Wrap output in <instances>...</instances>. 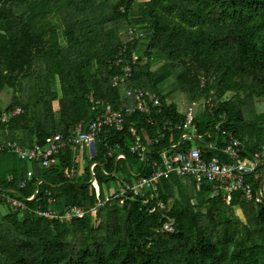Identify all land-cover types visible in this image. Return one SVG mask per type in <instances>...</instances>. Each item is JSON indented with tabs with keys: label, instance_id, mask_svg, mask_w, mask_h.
<instances>
[{
	"label": "trees",
	"instance_id": "16d2710c",
	"mask_svg": "<svg viewBox=\"0 0 264 264\" xmlns=\"http://www.w3.org/2000/svg\"><path fill=\"white\" fill-rule=\"evenodd\" d=\"M130 29L145 35L132 40ZM128 63L134 76L114 86ZM170 83L186 95V111L196 113V132L184 139L186 130L167 126L187 113L163 93ZM132 87L157 92L163 103L162 112L127 120L148 147L145 162L131 151L128 125L102 135L86 166L78 164L75 148L49 168L14 152L0 154V190L29 206L0 215V264H264V191L262 204L236 194L227 206L221 197L210 199L211 185L164 180L161 200L172 204L174 234L162 231V211L150 214L142 199L103 208L98 225L91 216L63 222L36 213L48 206V189L63 210L94 205L118 181L150 178L164 151L174 156L198 147L206 160L227 161L225 137L215 129L224 114L222 130L244 143L242 158H253L264 147V112L257 109L264 101V0H0V95L13 94L0 108V144L33 146L74 135L96 119L92 95L120 110L132 104L125 96ZM17 109L22 112L3 121ZM120 154L125 159L116 162ZM74 168L79 174L71 180ZM256 175L249 182L258 194L264 168Z\"/></svg>",
	"mask_w": 264,
	"mask_h": 264
},
{
	"label": "built area",
	"instance_id": "2783aa9c",
	"mask_svg": "<svg viewBox=\"0 0 264 264\" xmlns=\"http://www.w3.org/2000/svg\"><path fill=\"white\" fill-rule=\"evenodd\" d=\"M137 32L136 29H130L129 34L132 40H135L140 35L141 37L145 35L144 33ZM134 57L135 59L131 64H135L139 59V55L137 54ZM118 59L115 61V65L117 66L122 64L121 54ZM131 64L128 63L123 67V77L119 75L114 76V86H118L119 84L125 85L134 76ZM125 96L132 101V104L125 109L117 110L111 104L97 100L92 95L91 101L93 103V111L96 113V119L88 126L80 124L74 135L64 136L63 134H56L48 138L45 144L36 142L33 146H27L18 141L0 144V154H3L4 151L14 152L21 161L34 162L41 164L45 168H49L58 164L60 155L67 149H91L97 140L105 141V139H100L102 135H107L112 131L123 132L128 125L129 133L135 138L131 151L139 155L141 160L145 162L148 157V147L144 144L136 123L130 122L128 124L127 120L136 113L149 115L153 111L162 112V99L157 92L134 87L127 89ZM21 112V109H17L10 114L5 113L2 119L4 122H7L12 116ZM186 112L182 123L173 124V122H168L167 124L171 130L174 127L178 130H186L188 133H184L182 139L196 132V125L193 123L196 113L193 110ZM225 120L226 114L221 115L215 129L225 137L226 145L223 154L227 158V161H223L218 157L206 160L202 154V150L198 147L190 148L174 156L164 151L162 152V164L156 165L157 171L150 178H138L132 183L118 181L117 187L110 184L111 186L106 188L104 198L95 202L94 205L90 207L75 205L66 207L63 210L59 209V201L55 197L54 192L48 189L46 191L48 206H39L36 213L47 220H60L63 222H71L75 219H84L87 216H91L96 224H98V214L103 208L112 207L115 204L127 206L131 201L142 199L148 205V212L150 214L157 213L159 210L162 211V231L167 234H174L176 222L169 215L172 204L161 200V185L164 180H170L172 177L188 179L197 188L211 185L213 192L210 195V199L221 197L222 202L227 206L233 203L236 194L245 195L246 199L250 202L262 204L264 188L262 187L261 192L257 194L253 184L249 182V178L264 168V147L259 149L253 158H242L241 149L244 148V143L232 133H226L222 130ZM115 155V150L108 148L107 156L114 158ZM124 159L125 156L120 154L116 157V162ZM77 162L79 163V160ZM96 166V164L92 165L90 167L91 171ZM78 174L79 169L74 168L68 178L71 180L75 179ZM258 177L259 175H256V178ZM10 180H12V177ZM41 184L43 182H40L39 186ZM25 186L26 182L21 184V188H25ZM38 193L39 190L36 191V194ZM35 196L28 200H34ZM0 205H6L18 212L29 210L26 201L15 196L9 190H0Z\"/></svg>",
	"mask_w": 264,
	"mask_h": 264
},
{
	"label": "rangeland",
	"instance_id": "374dc122",
	"mask_svg": "<svg viewBox=\"0 0 264 264\" xmlns=\"http://www.w3.org/2000/svg\"><path fill=\"white\" fill-rule=\"evenodd\" d=\"M163 64V62H159L158 65ZM163 93L166 95H169V103H177L179 107L182 109V111H186L188 108V99L186 95H184L182 92L177 90V86L175 83H170L167 86L163 88ZM13 94L12 92H5L4 94L0 95V108H5L7 105H9L12 101ZM258 111L260 113L264 112V101L259 102L257 104ZM193 146H195V143H193ZM89 160L84 159L82 166L88 165ZM118 178L121 179V173H119ZM9 207L6 205H0V215H5L9 212ZM235 214L241 216V219L245 221V217L242 216V214L239 211H235Z\"/></svg>",
	"mask_w": 264,
	"mask_h": 264
},
{
	"label": "crops",
	"instance_id": "0c3cea01",
	"mask_svg": "<svg viewBox=\"0 0 264 264\" xmlns=\"http://www.w3.org/2000/svg\"><path fill=\"white\" fill-rule=\"evenodd\" d=\"M198 109V108H197ZM263 148V147H262ZM261 148V149H262ZM88 148H86L85 150H79L78 149V155H77V161L79 160V163L78 164H80V165H82L83 164V160L84 159H86L87 160V157H88ZM184 182H186V181H184ZM187 183V182H186ZM191 184V183H190ZM112 186H115V187H117V184H111ZM110 185V186H111ZM192 185V184H191ZM236 212L237 211H239L241 214H242V216H244L245 217V214L244 213H242V210L240 209V208H237L236 210H235ZM237 215V214H236ZM238 217H240L241 218V216H239V215H237ZM242 220V219H241ZM246 220V219H245ZM98 224H99V221H98ZM98 224H96V225H98Z\"/></svg>",
	"mask_w": 264,
	"mask_h": 264
},
{
	"label": "water",
	"instance_id": "95a60500",
	"mask_svg": "<svg viewBox=\"0 0 264 264\" xmlns=\"http://www.w3.org/2000/svg\"><path fill=\"white\" fill-rule=\"evenodd\" d=\"M181 141H182V139H181ZM36 197V196H35ZM195 203H196V201H195Z\"/></svg>",
	"mask_w": 264,
	"mask_h": 264
}]
</instances>
